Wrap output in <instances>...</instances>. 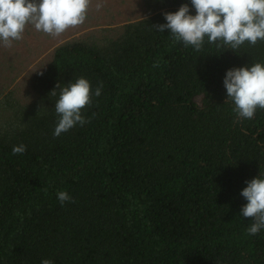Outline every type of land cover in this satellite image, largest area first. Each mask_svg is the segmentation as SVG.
Wrapping results in <instances>:
<instances>
[{
    "label": "trees",
    "instance_id": "16d2710c",
    "mask_svg": "<svg viewBox=\"0 0 264 264\" xmlns=\"http://www.w3.org/2000/svg\"><path fill=\"white\" fill-rule=\"evenodd\" d=\"M138 1L145 15L55 46L25 101L0 93V264H264V228L241 213L264 177V109L238 117L223 84L264 63V41L197 51L154 27L191 0ZM80 77L89 122L54 137L51 91Z\"/></svg>",
    "mask_w": 264,
    "mask_h": 264
},
{
    "label": "clouds",
    "instance_id": "9594fccd",
    "mask_svg": "<svg viewBox=\"0 0 264 264\" xmlns=\"http://www.w3.org/2000/svg\"><path fill=\"white\" fill-rule=\"evenodd\" d=\"M91 4L92 0H0V43L11 47L13 41L22 40L28 25L48 35L60 36L85 22ZM191 6L195 15L190 14L187 3L181 4L177 11L165 12L166 23L154 25L155 29L168 30L176 42L197 51L202 48L205 37L218 48L232 50L245 42L255 45L264 41V0H191ZM95 7L99 11L103 3L98 0ZM223 84L227 100L234 103L233 111L238 117L252 119L257 109H264V63L229 69ZM56 89L60 91L55 111L60 119L53 135L59 137L77 124L83 126L89 122L82 110L92 103L93 92L90 81L83 77L64 87L58 82L52 95H56ZM101 90L102 84L94 95L100 96ZM25 151L26 146L20 144L13 147L12 154ZM246 184L241 195L247 204L241 213L253 221L247 233L257 235L264 228V177L259 175ZM57 198L62 206L65 202H74L66 191H59ZM41 264H53V261L44 259Z\"/></svg>",
    "mask_w": 264,
    "mask_h": 264
},
{
    "label": "rangeland",
    "instance_id": "374dc122",
    "mask_svg": "<svg viewBox=\"0 0 264 264\" xmlns=\"http://www.w3.org/2000/svg\"><path fill=\"white\" fill-rule=\"evenodd\" d=\"M97 2L92 0L82 25L70 28L60 36L48 35L28 25L22 40L13 41L11 47L0 43V93L11 90L18 99L25 101L30 96V75L42 66L59 43L92 29L124 23L147 12L138 0H100L103 7L99 11L95 7Z\"/></svg>",
    "mask_w": 264,
    "mask_h": 264
}]
</instances>
